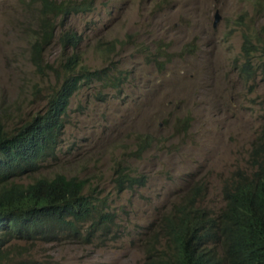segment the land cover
Wrapping results in <instances>:
<instances>
[{
    "label": "rangeland",
    "instance_id": "374dc122",
    "mask_svg": "<svg viewBox=\"0 0 264 264\" xmlns=\"http://www.w3.org/2000/svg\"><path fill=\"white\" fill-rule=\"evenodd\" d=\"M57 1L86 6L66 28L83 34V63L128 75L120 93L100 83L78 91L57 158L37 175L87 180L116 214L115 238L68 246L62 255L72 264H143L147 240L175 205L200 190V205L218 215L224 187L237 172L254 171L252 146L264 129L256 65L264 50L246 77L242 48L245 34L255 44L264 32V0ZM216 11L222 20L214 28ZM39 16L35 0H0V123L8 130L40 111L55 85L30 62L27 31L37 30ZM58 52L49 47L44 61L57 66ZM118 174L127 176L123 192ZM49 248L38 257L53 254Z\"/></svg>",
    "mask_w": 264,
    "mask_h": 264
},
{
    "label": "trees",
    "instance_id": "16d2710c",
    "mask_svg": "<svg viewBox=\"0 0 264 264\" xmlns=\"http://www.w3.org/2000/svg\"><path fill=\"white\" fill-rule=\"evenodd\" d=\"M35 2L40 16L37 30L27 31L34 35L30 62L40 77L53 76L55 85L43 108L22 125L8 130L0 123V264H71L63 249L103 246L110 236L115 238L116 215L87 180L37 175L46 169L48 158H57L75 94L94 83L121 92L128 75L83 63V34L66 28L71 15L86 6ZM255 39L253 44L252 37L244 35L246 77L255 73L253 55L264 50V32ZM52 46L59 49L57 66L44 61L45 50ZM259 60L256 68L264 77V58ZM147 142L141 141V151ZM250 163L251 174L237 172L233 184L225 187L221 216L199 206V190L164 215L158 234L145 244L143 264H264V129L252 146ZM125 177L117 176L120 192ZM44 246L53 254L38 257Z\"/></svg>",
    "mask_w": 264,
    "mask_h": 264
},
{
    "label": "clouds",
    "instance_id": "9594fccd",
    "mask_svg": "<svg viewBox=\"0 0 264 264\" xmlns=\"http://www.w3.org/2000/svg\"><path fill=\"white\" fill-rule=\"evenodd\" d=\"M214 1L217 2L218 0H214ZM217 12L219 13V11H216V12L214 13L215 20H216V13H217ZM219 15L221 16L220 13H219ZM221 20H222V16H221ZM220 22H221V21H220ZM220 22H219V24H220ZM214 23H215V21L213 22V27H214V28H217V27L219 26V24L217 25V27H215V26H214ZM122 89H123V88H122ZM108 90H110V89H108ZM115 91H116V90H115ZM77 93H78V92H77ZM77 93H76V94H77ZM119 93H120V92H119ZM76 94H75V95H76ZM71 100H72V99H71ZM70 104H71V102H70ZM259 136H260V135H259ZM259 136H258V137H259ZM256 140H257V139H256ZM256 140H255V141H256ZM250 157H251V155H250ZM234 181H235V179H234ZM234 181H233V182H234ZM233 182H232L231 184H229V185H226L225 187H227V186H231V185L233 184ZM225 187H224V189H225ZM124 190H125V189H124ZM124 190H123V191H124ZM123 191H122V192H123ZM199 191H200V190H199ZM99 197H100V196H99ZM223 197H224V190H223ZM100 198H101V197H100ZM224 201H225V200H224ZM225 205H226V202H225ZM199 206H201V205H200V201H199ZM109 207H110V206H109ZM201 207H202V206H201ZM202 208H205V207H202ZM224 208H225V206H224ZM224 208H223V209H224ZM109 209H110V208H109ZM206 209H208V208H206ZM223 209H222V210H223ZM222 210H221V212L218 214L219 216L222 215ZM111 212H112V211H111ZM112 213H113V212H112ZM114 214H115V213H114ZM115 215H116V214H115ZM40 250H41V248H40ZM71 264H72V263H71ZM87 264H91V263H87ZM94 264H95V263H94Z\"/></svg>",
    "mask_w": 264,
    "mask_h": 264
},
{
    "label": "water",
    "instance_id": "95a60500",
    "mask_svg": "<svg viewBox=\"0 0 264 264\" xmlns=\"http://www.w3.org/2000/svg\"><path fill=\"white\" fill-rule=\"evenodd\" d=\"M220 21H221V16L217 12L216 13V20H215L214 26L217 27V25L219 24Z\"/></svg>",
    "mask_w": 264,
    "mask_h": 264
}]
</instances>
